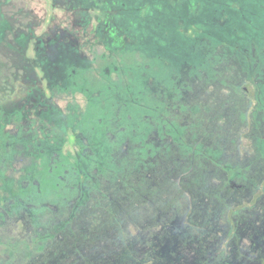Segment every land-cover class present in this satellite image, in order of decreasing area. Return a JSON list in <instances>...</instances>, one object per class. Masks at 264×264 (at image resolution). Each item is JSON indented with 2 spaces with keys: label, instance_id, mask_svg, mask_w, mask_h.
Wrapping results in <instances>:
<instances>
[{
  "label": "rangeland",
  "instance_id": "rangeland-1",
  "mask_svg": "<svg viewBox=\"0 0 264 264\" xmlns=\"http://www.w3.org/2000/svg\"><path fill=\"white\" fill-rule=\"evenodd\" d=\"M99 167L135 185L130 253L62 203ZM0 264H264V0H0Z\"/></svg>",
  "mask_w": 264,
  "mask_h": 264
},
{
  "label": "trees",
  "instance_id": "trees-1",
  "mask_svg": "<svg viewBox=\"0 0 264 264\" xmlns=\"http://www.w3.org/2000/svg\"><path fill=\"white\" fill-rule=\"evenodd\" d=\"M109 169L110 168H108L107 170L109 171ZM74 170L75 172L73 173L75 175V180L77 181L81 178V181L84 182H82V184H78L77 182H75V180H73L71 185H68L67 182V190L75 196L63 200L62 203L66 206H76L77 202H79V204L81 205V202H83V200H91L96 203L103 202L102 205L104 208V216L108 217V219L102 222H97L95 223V225L99 228H106L108 223L106 221H109V223L113 224V227L117 228L121 233L119 242H122L125 246V253H130V251H132V249L134 248L137 239L133 234H131V232L127 231L132 226H130V224L128 226L126 225V221L128 219L125 215L128 214V210L135 209V200L133 197V195L135 194V185L127 184V186L123 184L121 185L118 194H115L116 196H113V193L105 191L103 181L99 180L101 175H105L107 173V170L105 168L99 167L98 170H96V168L88 169V172L85 171L84 177L82 176V172H80V169L78 170L77 168H75ZM48 191L49 188L47 189L46 186L43 187V184L42 186H40L37 183H30L26 186L25 189L26 197L23 200L24 203L22 202V200H20V198H18V200L15 199V202L12 205V216H17L21 210H23L27 214V218H25L22 226H25L28 229V234L36 233V229L41 230L42 227V230H45V228L46 230H49L54 226L51 224V220L56 217V212L54 211V205L56 204L47 199ZM78 191H82L84 195V198L80 199V201L77 199L76 195V192ZM93 197H97V199L95 200L93 199ZM99 198H104V201L100 200ZM79 210L80 209L78 208V211ZM149 213L150 215H152L151 212ZM46 214H48L49 217L45 220L43 219L42 221L41 215ZM134 214L135 212H132L131 217H133ZM70 220L71 218L68 219V221ZM66 226L67 224L64 225V227ZM12 252H14L15 255L16 251L14 250ZM168 256L169 253L167 257ZM169 257H171V255Z\"/></svg>",
  "mask_w": 264,
  "mask_h": 264
}]
</instances>
